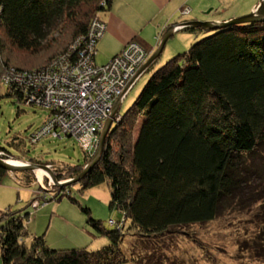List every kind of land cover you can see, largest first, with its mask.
Instances as JSON below:
<instances>
[{"label":"trees","instance_id":"1","mask_svg":"<svg viewBox=\"0 0 264 264\" xmlns=\"http://www.w3.org/2000/svg\"><path fill=\"white\" fill-rule=\"evenodd\" d=\"M112 2L0 0V53L5 45L39 53L61 27L63 35L69 27L73 42L86 35L97 18L102 20ZM259 15L264 16V4ZM183 30L206 37L159 69L148 70L153 71L151 77L113 125L100 162L79 182L82 192L110 185L109 207L122 214L113 230L82 209L96 234L110 245L98 251L52 250L40 237L27 246L31 214L9 207L0 212L2 264H127L123 250L127 230L154 237L207 224L223 209L245 206L258 185L264 187V21L214 32L201 26ZM7 70L10 63L1 62L0 88ZM6 88L8 97L24 103L20 90ZM0 152L13 156L1 146ZM91 159L85 155L86 162ZM85 166L69 167L55 176L59 181L74 179ZM8 174L0 167V185ZM31 174L23 172L25 177ZM63 189L54 200L67 196L80 206ZM259 201L254 202L264 209V201ZM260 239L264 251V234Z\"/></svg>","mask_w":264,"mask_h":264},{"label":"rangeland","instance_id":"2","mask_svg":"<svg viewBox=\"0 0 264 264\" xmlns=\"http://www.w3.org/2000/svg\"><path fill=\"white\" fill-rule=\"evenodd\" d=\"M262 4L264 2L250 15L258 14ZM189 14L184 11L182 16L186 17ZM105 25L104 36L108 29L107 24ZM61 28L51 33L43 48L44 51L39 53L20 51L5 45V50L0 53V63L8 61L10 70L20 68L21 71H33L49 67L62 56L68 57L67 54L78 41V37L72 42L69 27L67 34L64 35ZM174 29H179V26ZM184 35L189 36L188 47L180 42V39L187 38ZM2 36L0 33V37ZM84 37L90 40L89 31ZM205 37L176 32L168 41L156 68L159 69L170 59L183 54ZM184 46L185 49H182ZM113 49L108 48L106 41H103L97 49L96 64L98 66L107 64L111 60ZM152 72L149 71L142 76L123 103L122 97L116 101L114 107L117 104L121 105L118 118L138 98ZM3 78L4 76L0 88V146L14 157L9 158L4 152H0L1 157H5L13 165H22L24 162L46 166L50 164L48 166L57 174L69 167L87 164L89 161H85L84 152L74 138L49 137L38 143L31 142V134L46 121L49 112L33 105L21 104L13 96L8 97ZM12 91L14 92L13 89ZM116 157L118 158L117 155ZM28 172L32 174L27 177L23 172L9 173L0 185V212L10 207L13 211L28 209L31 214L26 224L27 246H30L35 238L40 237L45 238L46 245L52 250L87 248L90 251H98L110 245L107 238L96 234L89 223V216L82 210L89 209L91 218L100 221L106 229L115 228L110 226L109 222L110 220L119 222L122 214L109 207L111 190L108 182L84 192L81 191L79 183L65 187L62 191L77 200L79 206L73 204L67 196L61 201L54 200L55 195L60 193V188L54 185L47 172L44 171L42 176L39 171ZM27 178L32 182L29 186L24 184ZM66 180L69 179L60 181ZM256 189L258 192L254 198L251 197V202L245 206L238 203L230 211L223 209L217 219L207 224L178 227L154 237H146L136 230H127L123 244V250L128 257L127 264H264V251L263 249L261 251L259 244L260 236L264 234V209H261V203L254 202L255 199L264 201L259 197V191L262 193L264 187L260 184ZM33 200L40 207L30 205ZM119 224L122 229V221ZM125 227L127 228L128 224Z\"/></svg>","mask_w":264,"mask_h":264},{"label":"built area","instance_id":"3","mask_svg":"<svg viewBox=\"0 0 264 264\" xmlns=\"http://www.w3.org/2000/svg\"><path fill=\"white\" fill-rule=\"evenodd\" d=\"M190 13L184 8L181 15ZM105 22L95 20L90 40L79 37L68 57L49 67L33 71L7 70L5 86L22 93L23 104L49 112L46 121L30 136L32 143L44 138H74L84 154L94 157L101 133L121 97V103L147 72L145 65L153 53L137 41L130 42L107 64H96L97 44L104 36ZM184 25H179L180 31ZM16 90V91H17ZM118 120L120 118L117 117ZM38 208L39 204L34 203ZM110 226L118 223L110 220Z\"/></svg>","mask_w":264,"mask_h":264},{"label":"crops","instance_id":"4","mask_svg":"<svg viewBox=\"0 0 264 264\" xmlns=\"http://www.w3.org/2000/svg\"><path fill=\"white\" fill-rule=\"evenodd\" d=\"M262 2L264 0H113L110 11L102 15L108 29L98 47L106 41L108 48H114L111 59L132 41H137L154 53L166 29L172 24L176 26L194 21L230 22L254 13ZM184 8L190 9V14L186 17L181 15ZM184 36L187 38L180 39V42L188 47L189 36ZM160 58L149 66L145 74L149 69L157 67Z\"/></svg>","mask_w":264,"mask_h":264},{"label":"water","instance_id":"5","mask_svg":"<svg viewBox=\"0 0 264 264\" xmlns=\"http://www.w3.org/2000/svg\"><path fill=\"white\" fill-rule=\"evenodd\" d=\"M257 21L263 22L264 16L259 15V14H253V15H247V16H244L241 18H237V19L232 20V21L227 22V23H216V22H211V21H207V22L194 21V22L185 23L184 25L186 27L201 26V27H205V28L209 29L210 31L214 32V31L219 30L220 28H225V27L232 26V25L249 24V23L257 22ZM178 26L179 25H176V26L174 25L168 29V31L163 36L159 47L152 54L149 61L145 65V69H148L149 66H151L155 61H157L161 57L168 41L176 33V29H174V28L178 27ZM120 107H121L120 104L116 105V107L113 111V114L111 115V117L106 122L105 127L101 133L99 147H98L94 157H92L90 162H88L86 164V166L83 169V172L78 177H76L74 179H69L66 181H59L56 178L53 170L48 165L46 166V165H39V164H32V163H25V162L23 163L24 165H13L9 162V160L3 159L1 157V154H0V167L9 173L26 172V171L27 172L28 171H32V172L35 171L36 172L38 170H44L45 172H47L51 176V179L53 180L54 185L57 186L58 188H65V187L70 186L72 184L79 183L100 162L102 155L104 153L105 147H106L107 138L111 132L113 125L118 121L117 116L119 115Z\"/></svg>","mask_w":264,"mask_h":264},{"label":"bare ground","instance_id":"6","mask_svg":"<svg viewBox=\"0 0 264 264\" xmlns=\"http://www.w3.org/2000/svg\"><path fill=\"white\" fill-rule=\"evenodd\" d=\"M22 165H24V164H22ZM38 171L41 174V176H42V174H44V170H38Z\"/></svg>","mask_w":264,"mask_h":264},{"label":"clouds","instance_id":"7","mask_svg":"<svg viewBox=\"0 0 264 264\" xmlns=\"http://www.w3.org/2000/svg\"><path fill=\"white\" fill-rule=\"evenodd\" d=\"M183 25V24H182ZM185 28H186V26H185ZM183 30V29H182ZM177 33H178V31H177Z\"/></svg>","mask_w":264,"mask_h":264}]
</instances>
